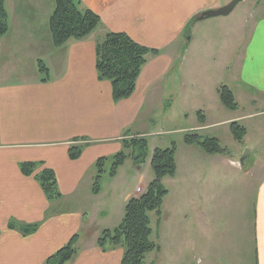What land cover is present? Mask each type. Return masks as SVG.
Here are the masks:
<instances>
[{
	"label": "crops",
	"instance_id": "0c3cea01",
	"mask_svg": "<svg viewBox=\"0 0 264 264\" xmlns=\"http://www.w3.org/2000/svg\"><path fill=\"white\" fill-rule=\"evenodd\" d=\"M80 1L99 17L100 25L89 36L60 47L51 44L48 29L54 2L5 1L8 32L0 38V264H44L76 234L78 252L67 264H120L123 249L102 251L96 245L99 236H93L96 228L91 222L121 219L129 200L140 195L137 189L144 192L151 180L132 193L121 191L115 179L125 162L111 178V190H105L101 181L100 192L93 194L97 159H110L125 151L128 139H147L158 108H188L199 101L208 108H221L217 89L229 69L238 93L232 92L238 104L234 112L242 104L238 97L251 108L264 109V0L236 15H231L233 10L228 16L195 22L188 36L183 30L191 19L232 0ZM108 33H124L137 44L159 51L148 57L133 94L118 102L112 99L110 82L99 80L95 69L96 46ZM13 44L21 47L14 49ZM25 50L31 53V75L20 65L23 58L14 59ZM41 50L52 51L44 56ZM208 60L217 63L215 71L208 68ZM38 61L48 69L44 82ZM204 116V124L197 119L191 131L200 134L231 122L243 126L253 115L241 114L232 120ZM247 134L246 130L241 144L250 157ZM74 146L81 148V155L70 160L68 150ZM175 161L178 173L177 154ZM228 161L239 168L238 163ZM22 163L36 164L31 175L21 172ZM257 164L255 160L249 170L257 171ZM144 166L139 165L136 174L142 173ZM43 169L55 174L61 195L57 201L49 202L36 180ZM260 172V178L253 179L254 215L252 212L248 224L255 264H264L261 167ZM167 219V214H162V221ZM31 225L36 230L24 234L22 229ZM85 228L88 232L82 237Z\"/></svg>",
	"mask_w": 264,
	"mask_h": 264
},
{
	"label": "rangeland",
	"instance_id": "374dc122",
	"mask_svg": "<svg viewBox=\"0 0 264 264\" xmlns=\"http://www.w3.org/2000/svg\"><path fill=\"white\" fill-rule=\"evenodd\" d=\"M257 2L258 0H245L231 15H236L249 6H253L254 9ZM51 3L53 5V0ZM258 15L259 12H256V16ZM13 46L14 49L21 47L20 44ZM51 51L40 52L45 56ZM24 52L21 55L16 54L14 59L23 58L24 64L20 65L31 75L29 66L31 53L27 50ZM44 63L48 65L46 59ZM206 63L211 71H215L217 66L215 60H208ZM228 71L223 78V85L238 96L230 69ZM252 94H255L253 90ZM238 99L242 102L238 112H231L223 107L217 108L218 110L208 108L202 101L188 108L180 106L158 108L153 114L155 123L151 135L146 139L147 148L144 155L139 150L133 151L131 148L125 150L127 155L133 152L135 159L130 157L126 161L121 172H118L115 183H118L121 191L132 193L137 187L144 188L148 180L153 181V172L151 167L149 168L148 160L154 146H157L155 149L171 148L173 145L176 148L178 173L173 178H165L162 181L165 182L164 187L168 192L161 207L158 228L157 216L154 212L149 213L152 230L150 239L159 246V251L147 254L145 264H255L254 245L248 234V224L252 219L255 205L253 179L260 178L261 172L258 173L260 167L264 169V109L251 108L241 97ZM197 112L210 115L214 120H232L241 114L253 115L242 122L248 132L245 144L252 149V156L247 157L243 168L240 165H238L240 169L229 165L228 160L239 164L248 150L233 140L229 124L199 132L203 138H216L220 146L226 149V155H210L195 145L188 148L183 137L185 133L194 131H191V128L197 124V119L199 121ZM140 155H143L142 162L136 160ZM220 157L225 161L220 160ZM255 160L258 162L256 166L258 170L250 171ZM142 164H145L144 169L138 175L135 169ZM110 167L111 158L105 163V172L101 180L104 181L103 187L107 191L112 188L111 178L108 176ZM144 192L141 191L140 195ZM164 213L168 216L166 222L162 221ZM123 216L124 210L118 221L113 217L105 221H92L93 227L96 228L92 231L93 236H100L104 228L114 230L121 223ZM244 229L246 233H243ZM87 232L88 229L85 228L81 236L84 237Z\"/></svg>",
	"mask_w": 264,
	"mask_h": 264
},
{
	"label": "trees",
	"instance_id": "16d2710c",
	"mask_svg": "<svg viewBox=\"0 0 264 264\" xmlns=\"http://www.w3.org/2000/svg\"><path fill=\"white\" fill-rule=\"evenodd\" d=\"M5 1L0 0V38L8 32V18L5 9ZM54 7L48 19V29L54 47H60L70 40H80L91 33L100 25V19L89 9L83 7L80 0H53ZM198 16L191 19L185 26L183 34L188 36L192 25L197 21ZM159 51L148 49L134 42L124 33H108L100 41L95 50V69L99 80H106L111 84V94L114 102L129 98L134 90L137 78L142 67L146 64L149 56H156ZM38 71L42 76L41 81H46L48 69L38 61ZM219 102L223 108L234 112L238 109V104L233 93L227 86H220L217 89ZM200 125L204 124V115L197 113ZM229 130L234 141L241 144L246 136V130L237 122H231ZM183 141L188 146H197L202 151L210 155H226V149L220 146L216 138H203L198 132L185 133ZM125 150L131 148L133 151L139 150L144 155L147 148L146 139H130L124 142ZM176 148L154 149L150 159V167L153 172V181L150 182L145 192L137 198L129 200L125 206L124 216L121 223L112 231L105 230L96 241V245L107 251L116 247L123 249V256L120 264H145V257L153 251H159V246L154 244L150 237L152 230L150 227L149 213L154 212L159 223L161 217V207L167 195L162 181L165 178H173L176 174L175 161ZM81 155V148L70 147L68 157L76 160ZM137 156L136 160L143 161L142 156ZM133 157V152L127 155L125 151L115 154L111 158V167L108 176L113 178L117 170L124 163ZM135 159V158H134ZM108 158L97 159L94 169L95 177L92 183V193L98 194L101 189L104 166ZM36 167L35 163H22L21 172L29 176ZM45 197L49 202L57 201L61 195L57 189V181L52 170L43 169L36 175ZM12 228V225H10ZM35 225L22 229L24 234L33 233ZM78 235H73L68 243L59 249L54 255L47 258L44 264H67L77 255Z\"/></svg>",
	"mask_w": 264,
	"mask_h": 264
},
{
	"label": "water",
	"instance_id": "95a60500",
	"mask_svg": "<svg viewBox=\"0 0 264 264\" xmlns=\"http://www.w3.org/2000/svg\"><path fill=\"white\" fill-rule=\"evenodd\" d=\"M243 1L244 0H232L230 3H228L227 5L217 10L205 11L198 16L196 22L204 21V20H208V19H212L216 17L228 16L235 9V7ZM247 157H248V151L246 150L245 154L243 155V157L240 159V162H239V165L241 168L244 167V164H245L244 161L247 160Z\"/></svg>",
	"mask_w": 264,
	"mask_h": 264
},
{
	"label": "built area",
	"instance_id": "2783aa9c",
	"mask_svg": "<svg viewBox=\"0 0 264 264\" xmlns=\"http://www.w3.org/2000/svg\"><path fill=\"white\" fill-rule=\"evenodd\" d=\"M137 192H139V193H140V192H141V189H139V188H138V189H137Z\"/></svg>",
	"mask_w": 264,
	"mask_h": 264
}]
</instances>
